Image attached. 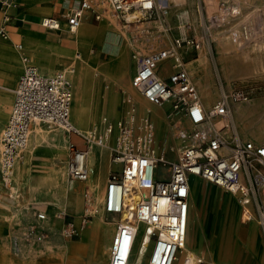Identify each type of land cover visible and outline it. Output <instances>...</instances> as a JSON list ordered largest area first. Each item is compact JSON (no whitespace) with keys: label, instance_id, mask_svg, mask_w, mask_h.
I'll use <instances>...</instances> for the list:
<instances>
[{"label":"built area","instance_id":"2783aa9c","mask_svg":"<svg viewBox=\"0 0 264 264\" xmlns=\"http://www.w3.org/2000/svg\"><path fill=\"white\" fill-rule=\"evenodd\" d=\"M166 0H73L63 14L66 28L75 32L86 12L100 19L106 5L112 7L125 23L126 12L142 10L151 15ZM12 0H0L3 23L0 39L9 37L6 25L10 14L6 9ZM135 21H139L136 20ZM40 24L48 29H59L60 19L43 16ZM18 47L22 45L17 43ZM194 37H173L167 46L149 53L134 51L135 73L133 87L150 103L163 107L178 142L175 158L159 150L154 121L149 113L137 118L134 114L116 121L117 131L112 143L107 134L78 129L70 120L72 99L68 69L43 74L25 56L22 74L14 89L11 113L0 137V182L7 197H17L12 190L10 173L15 159L25 148L34 121L60 126L79 136L78 147L69 144L66 174L70 179L84 181L89 176L86 155L92 144L106 145L110 160L117 168L110 172L104 195V209L109 214L127 210L107 248L108 264H129L140 223L151 227L153 246L148 254L149 264H173L176 254L186 241L193 177L203 179L221 189L236 194L241 205L243 222L256 220L264 233V142L244 138L233 118V103L249 98L244 87L223 90L220 98L205 107L198 86L186 66L187 51L197 49ZM171 61L173 69L166 79L158 74L159 64ZM111 130L109 125L106 132ZM166 167L164 171L159 166ZM138 198L134 201L133 197ZM43 222L46 214L35 213ZM63 213L59 234L64 238L77 236L88 224L91 214H84L78 223ZM45 229L31 223L25 233L13 235L12 250L18 251L24 240L41 239Z\"/></svg>","mask_w":264,"mask_h":264},{"label":"crops","instance_id":"0c3cea01","mask_svg":"<svg viewBox=\"0 0 264 264\" xmlns=\"http://www.w3.org/2000/svg\"><path fill=\"white\" fill-rule=\"evenodd\" d=\"M96 2L100 5V3H106L107 0H96ZM72 4L73 0H12V3L7 8H10L12 11L10 12V21H8L6 25L9 37L0 39V122H3L2 128L11 113L14 100V89L24 69L25 61L23 57L25 56L28 60L33 55H35L36 58H41L42 50L46 47H52L56 50L57 48H62L63 50L59 49L57 51L66 53L71 59H73L71 51L80 53L77 59H80V55L83 53L88 65L97 67L103 73L108 72L110 75L109 78L112 84V105L114 106L115 112L122 113V118L133 109L137 118L144 117L140 112V106H142L141 102L137 100L129 89L121 84V80L124 79L126 81L131 73L132 76L135 73V63L132 53L137 49H134L133 45H138L137 47L140 48L139 51L145 53L143 50L148 49V51H153L156 47L155 41H147L149 34L143 31H139L135 37L128 40L126 35H129V32L122 28L120 16L117 14L116 17H114V13L108 5L105 6L104 13L100 19H95L89 12L82 20L78 27L79 29L77 28L78 32H70L66 28L63 14ZM43 16L58 17L61 22V27L59 29H48L43 27L40 24V19ZM112 17H114V19H112ZM2 23H0V26ZM137 24L141 25V22ZM137 24H133V27ZM171 38L173 37H169L168 43ZM17 40L21 41V48L18 47ZM191 51L192 50L187 51L186 56H189ZM104 63H107L108 67L111 68L107 70L100 66ZM118 66L120 67L119 71ZM38 69L43 74H52L42 71L39 67ZM172 69L171 61L164 60L159 64L157 71L160 77L166 79ZM132 76L130 77V82H132ZM113 82H117L118 85ZM115 86L125 91L127 96L126 101L131 102L130 107L125 103L124 94L118 99ZM134 90L138 93L135 88ZM10 102L11 108L7 116L5 115L6 112L4 111V107H7ZM204 106L208 107L205 104ZM155 108L157 107L154 106L153 109L147 111L153 121H156L158 118V116L154 115ZM160 111V119L165 120L164 123L166 126L163 130V137L156 139V143L159 150H163L168 157L175 158L178 143L175 144L177 141L173 138L172 131L169 128L168 119L165 117V109L161 107ZM116 119H114V125H116V121L120 118ZM70 120L72 121L71 117ZM72 123L78 128L73 121ZM34 126L35 125L31 128L32 130L35 128ZM43 126L44 125H39L38 128H41L49 135L56 132V137L53 144L47 142L42 143L40 147L35 150L33 160L38 167L44 169L43 173L46 177L58 179L60 183L64 185L69 184L70 182L66 178V162L69 156V144L70 142H74L78 147H82L83 142L79 136L78 140L71 138V135H75L73 133L64 130L67 133L66 135L65 132H60V130H48ZM22 153L19 157L20 161L24 160V153ZM64 159L65 168H63L62 165ZM116 168L117 165L110 160L108 151V158H105V160H98V163L89 167V176L97 177L100 175L106 187L108 175ZM165 169V166H159L161 172ZM62 170H64V177H60L59 175ZM193 179L196 181L200 178L193 177ZM200 180L204 182V186L208 185V189L205 191V187L201 188L199 184L198 188H194L193 190L194 183L191 186L192 199L190 196V211L191 208L195 211L191 217L193 225L190 226L188 230L186 229V245H188L198 257L202 258L201 264H264V233L258 222L255 219L243 222L240 219L241 205L238 198L236 197V199H234V204L229 203L230 200L235 197L234 194L224 190L226 192L225 195L222 192L223 189L220 187L203 179ZM20 185L23 186V192L29 193V198H34V194H37V199L48 204L44 207L45 211H48V215L44 212L46 214V219L40 222L35 215V206H17L14 202L0 200V264H106L108 262V251L105 257L99 256L100 245L102 241H106V243L110 244L116 230L114 222H105L103 217H92L90 223L83 226L74 239L63 240L56 232H53L55 227L61 224V222L59 223L54 219L55 213L57 214L56 210L61 208L41 199L45 193L51 191V185L48 183L32 185L24 182L18 184V186ZM0 186L3 188L1 182ZM209 186L211 187V194ZM12 188L14 193L18 195L17 191L19 190L15 189L13 186ZM83 188L85 193L94 191L88 182L83 184ZM217 189H219L218 192ZM207 194H209V197ZM211 195H217V197L213 222H211L209 226L208 222L206 223L203 221L202 213L206 210L208 203L207 197L209 199ZM219 196L220 198H225V196H227L226 201L229 205L226 211L220 204H217L218 199L220 200ZM205 200L206 204L203 206L202 202H205ZM87 204L88 202L84 200V209H81L78 214L84 212L85 209L89 207ZM68 214L70 213L68 212ZM70 215L74 216V221L77 223L75 217L77 215L74 213ZM207 217L208 214L206 213L205 218ZM31 223H37V228H44L47 233L45 232L44 237L41 239L24 240L18 251L12 250V236L23 234L25 228ZM209 234H211V236ZM207 240L212 242L211 248L209 244H207ZM200 254L202 256H199ZM133 255L134 250L132 257ZM101 257L102 259H100ZM135 261L137 264H145V261H142V259L140 262L137 260Z\"/></svg>","mask_w":264,"mask_h":264},{"label":"rangeland","instance_id":"374dc122","mask_svg":"<svg viewBox=\"0 0 264 264\" xmlns=\"http://www.w3.org/2000/svg\"><path fill=\"white\" fill-rule=\"evenodd\" d=\"M192 1H193V5H188L186 0H171L167 6L166 13H164L162 8H157L155 11L151 13V15L143 11L144 14L141 15V19L139 21H135V19H132L134 21L130 23L129 27H127L129 23L127 22L125 23V21L121 18L120 23L122 25V28L126 29L129 32V35H126V38L130 40V38L135 37L139 31L148 33L149 37L147 41L154 40L156 43V47L153 50L159 49L167 45L169 41V37H182V38L183 37H194L196 38L199 42V47L203 46L208 51L207 53H208L210 66L212 69V76H213L214 83L217 87V92H218L217 98L218 99L220 98V95L223 90L228 91L233 87H244L245 89L249 91V100L243 103L235 102L236 105L234 104V108H233V113H234L233 118H234V121L237 125V128L240 134L244 138L251 139L256 143L264 142V0H217L221 3H224L226 5L225 7H227L226 13H223L221 18H219L216 14H211L210 9L207 8V6H205L203 0H192ZM102 6L103 5H100L99 8L102 9ZM109 8L113 11L114 17H116L117 15L116 11L110 6ZM135 11L136 10H134V12ZM6 12L10 14V12L12 11L9 8L6 10ZM88 13L89 12H86L83 19L86 17ZM128 14L129 12H126L124 17L128 16ZM194 15L196 16V20L194 19L195 17ZM114 17H112V19H114ZM2 20H3V10L0 9V23H2ZM143 21H144L143 25L142 24L135 25L133 27V24H137L138 22L142 23ZM78 29L75 32H78ZM219 36L222 37V40L225 43V49H224V52L222 53L226 56L227 58L226 61L232 66H234L238 73L240 72L239 74H241L240 75V77L242 76L241 78L237 77V78L227 79L226 76L223 74V71L220 67V63L217 61V56L219 52L216 48V44H217V37ZM16 42L20 43L21 41L17 40ZM137 46L138 45H133V48L137 49L136 51H139L140 48ZM199 47L197 49H192L191 54L189 56L184 57L187 62L189 60H193L197 58ZM59 49L63 50L62 48H57V50ZM151 51H148V49L143 50V52L145 53H149ZM71 52L73 54L72 57L76 60H79L77 59V57L80 53H78L77 51L76 52L71 51ZM132 52H133V49H132ZM59 53H61L65 57L69 56V55H66V53H62V52H59ZM82 55L84 54L81 53L80 58L82 57ZM29 60L30 62L35 63L41 69L40 67L41 65L33 59V56H31ZM100 66H102L103 68H106L107 70L111 68V67H108L107 63L101 64ZM63 69L64 68H58L54 72H57ZM41 70L46 72L45 69H41ZM119 70H120V67L118 68V71ZM104 74L106 75V78L108 79V81L111 83L110 78H109L110 75L108 74V72H105ZM130 75L132 76V73ZM130 75H129V83H130V86L132 87L131 82H130V77H131ZM191 76L193 80L196 81L197 86H199L198 90L200 92V83L203 81V78L199 77V75L196 77L191 74ZM113 83L118 85L117 82H113ZM123 91L124 90L122 88L115 86V92L118 96V99H120L124 94L125 103H127L128 107H130L131 102L126 101L127 96L125 94V91L124 92ZM135 93L139 97H142L140 94H138L139 92L137 93L135 91ZM218 99H216V101ZM145 100L146 99L144 98L143 100L144 106L146 107L148 106L149 108L154 107L151 103ZM214 102L215 101L210 102L205 105L209 106ZM10 108L6 111L5 115L8 116V113L10 112ZM106 108L109 114L107 125H112L114 124V119L121 118L122 113L115 112L114 106L112 105V98H110V100L106 103ZM157 108L160 109L159 107ZM236 108L241 109L242 110L241 113L238 114L234 112ZM33 125H35L36 127H38L39 125L41 126L44 125L48 130L56 129V130H60V132H65L64 129L61 128L60 126L50 125L45 122L34 121L32 123V128H33ZM162 126L164 130L166 124L163 122ZM255 128L258 131L254 130ZM2 129H1V132H2ZM65 134L67 135L66 132ZM155 137L156 139L163 137V132L159 136L156 134V131H155ZM71 138H74L77 140L79 139V137L75 135H71ZM176 143L178 142H175V144ZM25 149L22 150L23 153ZM66 157H67V152H66ZM65 159L62 163L63 168H65L64 167ZM12 180L13 179L11 178V182H12L11 186L19 190L17 191L18 196L14 199H12L13 197H7L6 190L0 186V200H4L7 202H14L15 205L17 206L33 205L36 208V212L42 211V212H46V214L48 215V211H45L44 209V207L48 205L47 203L41 202L40 199H37L36 198L37 194H34L33 196L34 198H29L28 197L29 193L23 192V186L22 185L16 186L14 184V181ZM85 181H79L78 185L81 183L79 187H83V184ZM192 182L194 183L193 190L194 188H198L199 184H200V187L202 188L205 187L204 188L205 191L208 189V185L204 186V182L200 179L196 181L192 179ZM104 187H105V184H104ZM210 188L211 187L209 186V189ZM209 191L211 194L212 193L211 189ZM218 191L219 189H217V192ZM222 192L223 194L226 195V192L224 190H222ZM82 193H83V199L88 202L87 205H89V207H87L84 212L80 214H76L77 216L75 217H76L77 223L80 221V218L84 214H87V210H91L92 208H94L93 207L94 206L93 204L94 191L85 193V190H84ZM104 195H105V192H104ZM207 196L209 197V194H207ZM208 197H207L208 203L206 206V210H204V212L202 213V218H203V221L206 223L208 222L210 226L211 222H213L214 208H215V202H216L217 195L215 196L211 195L209 199ZM226 197L227 196H225V198H220L219 196L220 200L218 199V202H217V204H220L225 209V211L229 203L234 204L235 202L234 199H236V196H235L232 198V200H230L229 203H227ZM191 199H192V196H191ZM103 200L104 199H102V201L99 202L100 204L99 211L102 212L103 220L105 222L115 221L117 218L114 216V214H109L104 211L103 209L104 201ZM204 204H206V200L205 202H202L203 206ZM194 211L195 210L191 208L189 218L192 217ZM56 212L57 214L55 213L54 219H56L59 223L61 222V224L55 227V230L53 232H56L59 235V237L63 240L74 239L76 236H73L72 238H64L59 234V230L62 226L61 216L63 217L64 212L62 209H57ZM206 213L208 214L207 218H205ZM66 214H67L66 217L70 216V218L74 220L73 215H70L68 213ZM92 217L93 215L91 214V216L87 218L88 223H90V220L92 219ZM115 228H116V225H115ZM24 233H25V230L23 234ZM209 235L211 236V234ZM111 236H112V233H111ZM207 244H209L211 248L212 242L210 240H207ZM134 255H135V252H134ZM134 255L131 258V261L129 264H137V262L135 261L136 259ZM199 256H202V255L200 254ZM142 261H145V264H149L148 256L144 254ZM106 264H108V262ZM175 264H180L179 259L176 261ZM205 264H209V263H205Z\"/></svg>","mask_w":264,"mask_h":264},{"label":"bare ground","instance_id":"6f19581e","mask_svg":"<svg viewBox=\"0 0 264 264\" xmlns=\"http://www.w3.org/2000/svg\"><path fill=\"white\" fill-rule=\"evenodd\" d=\"M170 1L171 0H166L164 2H161V4L159 5V7L162 8L164 13L167 12L166 9ZM186 1L188 5H193L192 0H186ZM203 2L205 6H207V8L210 9V13L216 14L219 18L222 17L223 13H226L227 7H225L226 5L224 3H221L217 0H203ZM143 14L144 12L142 10L135 12L132 11L129 12L128 16H126V19L128 21H131L132 19L140 20L141 15ZM194 19L196 20V16L194 17ZM216 48L219 52L217 56V61L220 63V67L226 78L227 79L237 78V77L241 78L242 76L240 77L241 75L239 74L240 72L238 73L235 67L226 61L227 58L222 53L224 52L225 49V43L222 40V37L220 36L217 37ZM207 52L208 51L203 46L199 47L197 58L193 60H189L186 64L188 66L190 74L196 77L199 75V77L203 78V81L200 83L199 95L204 104H208L213 101L216 102V99H218L217 87L214 83V79L212 76V69L210 66ZM41 55H42L41 58H36V56L33 55V59L37 61L41 65L40 66L41 69H45L47 73H53L58 68H64L70 71L68 77L71 83V92H72V99L70 103V117L72 121L78 126L80 130L84 132H90L95 130L100 134L106 133L107 143H111L116 134L117 126L114 124L110 125L111 130L108 131V133L106 132V129L109 126L107 125L109 114L106 108V103L110 100V98H112L111 95L112 84L108 81L106 75L100 69L88 65L87 60L85 59V55H82V57L79 60H75L74 58L71 59L68 56L66 57L63 56L61 53H59V51H57L52 47L44 48L42 50ZM121 84L125 86L127 89H129L132 92V94H134V96L137 98V100L141 102L142 106H140V112L144 116L147 114V111L153 109V107L149 108L148 106L147 107L144 106L143 103L144 97L143 96H142L143 98L139 97L135 93V91L133 90L134 87L132 85V82H131L132 87L130 86L129 78H127L126 81L122 79ZM248 100L249 98L245 101H241L237 103L247 102ZM234 104L236 105V103H233V108H234ZM152 105L156 107H160L154 104ZM10 106H11V102L8 104L7 107H4L5 109L4 111L6 112L10 108ZM241 111H242L241 109L236 108L234 112L239 114L241 113ZM130 114L135 115L133 109L130 110L126 116H129ZM154 115L158 116L157 120L155 119L156 121H154V126H155L156 134L160 136L163 132L162 125L164 119L163 120L160 119V115H161L160 109L155 108ZM165 117L167 118L166 115ZM167 119L170 120L169 118ZM2 124L3 122H0V135H1ZM254 130H256V128ZM55 133H51L49 135L44 130L36 126L32 130L31 135L29 132L28 142L27 145L25 146L26 149L23 154L24 160L23 161L19 160V157L22 152L21 151L19 156L15 159L13 163L12 170L9 176L10 183H12L11 178L13 179L12 181H14V184L16 186H18V184L23 182L32 185H41L48 183L51 185L50 186L51 191L45 193L41 199L43 201H48L52 204H55V206L56 205L59 206L66 213L69 212L70 214L71 213L78 214L81 211V209H84L83 207L84 199L82 193L84 191V188L79 187L81 183L78 185V182H74L79 180L70 179L66 174V178L70 183L66 185L61 184L58 179H50L49 177H46L43 173L44 169L38 167L35 161L33 160L35 150L38 149L42 143L45 142L52 144L54 143L56 137ZM105 158H108L107 146L92 144L86 155V163L88 167H91L94 166L95 163H98V160H105ZM59 175L60 177H64V170H62V172ZM85 182H88L90 184V187L94 190L93 193L94 208H92L91 210H87V213L92 214L93 217L102 218V212L99 211L100 208L99 202H101L102 199H104L105 187H104L103 179L100 175L97 177L88 176ZM234 195L237 197L236 194ZM137 198L138 196L134 195L133 200L135 201ZM126 213L127 210L125 209L120 214H114V216L117 219L112 222H115V225H117V222L120 219L125 218ZM192 225H193V220L190 217L188 219L187 230ZM150 233H151V227L148 224L140 223L138 225V233L136 236L135 248H134V252H135L134 256L138 262H140L144 254L148 256L150 250L152 249L153 238L150 236ZM108 244L109 243H106V241H102L100 245L99 256L105 257V255L107 254ZM102 257L100 259H102ZM177 259H179L180 264H201L202 262V258L198 257V255H196L195 252L192 251L188 247V245H186V241L183 248L177 252L173 264H175Z\"/></svg>","mask_w":264,"mask_h":264}]
</instances>
